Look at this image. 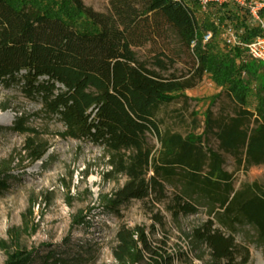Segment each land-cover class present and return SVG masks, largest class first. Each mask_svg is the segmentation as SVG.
Wrapping results in <instances>:
<instances>
[{
    "label": "rangeland",
    "instance_id": "rangeland-1",
    "mask_svg": "<svg viewBox=\"0 0 264 264\" xmlns=\"http://www.w3.org/2000/svg\"><path fill=\"white\" fill-rule=\"evenodd\" d=\"M82 2L99 13L110 11V0ZM197 18L199 29L205 31L200 28L203 15L198 14ZM220 47L214 53L227 52ZM129 52L132 74L142 85L156 86L169 94L173 85L193 78L190 52L169 28L163 29L161 37L130 48ZM242 57L255 66L258 77L253 79L244 72L241 76L250 89L244 108L205 74L199 84L184 90L178 100L160 105L156 119L142 118L144 112L138 106L137 113L130 112V117L112 104L105 108L108 113L88 109V123L102 117L103 124L112 126L111 132L126 138L125 144L111 139L107 131L95 134L82 125L61 136L67 131L63 122L42 111L39 100L24 97L20 76L8 85L0 83V115H14L9 126L0 124V166L13 160L10 173L14 176L9 189L0 193V264H5L8 254L16 250L32 251L33 264H51L54 258H47L50 252L62 264H117L112 252L122 226L144 229L153 249L173 258L169 264H264V240L259 239L257 229L244 220L231 228L217 224L215 217L222 210L204 193L189 190L183 169L173 168L172 173L159 176L162 189L152 191L142 201L131 200L115 211L104 210L101 205L102 197L111 196L127 181L124 174L112 172L111 157L116 161L121 155L127 165L132 163L147 178L152 176L150 167L158 162L160 151L158 132L177 133L183 138L202 137L208 159L201 178L210 170L212 153L218 156L234 192L254 185L264 190V160L248 168L244 164L245 146L233 140L249 137L263 123L257 120L256 105L264 99V92L259 89V79L264 80V64ZM125 86L133 87L132 81L117 87V93L112 92L116 96L114 102L122 99L119 94ZM16 118H21L29 131H8ZM27 139L38 149H46L41 160L21 158ZM180 199L190 200L197 213L178 215ZM79 214L85 223L77 226L73 220ZM158 219L162 221L159 224ZM212 219L214 228L234 239L230 260L215 261L207 245L193 239V231ZM144 257L143 264L149 263L150 257Z\"/></svg>",
    "mask_w": 264,
    "mask_h": 264
},
{
    "label": "trees",
    "instance_id": "trees-1",
    "mask_svg": "<svg viewBox=\"0 0 264 264\" xmlns=\"http://www.w3.org/2000/svg\"><path fill=\"white\" fill-rule=\"evenodd\" d=\"M109 8L108 14H103L84 6L82 0H0V83L8 85L20 76L24 97L39 100L42 111L57 116L63 122L67 131L61 136L82 125L95 134L107 131L111 139L123 141L122 144L126 143V138L111 132L112 126L103 124L102 117L88 123V109L93 108L100 113L101 110L107 111L105 108L112 104L130 117V112L137 113L138 106V110L144 112L142 118L156 119L160 105L178 100L184 90L194 88L205 74L217 86L224 88L236 104L243 108L247 106L250 89L241 76L244 72V75L258 79L257 70L244 62L238 52L214 53L219 48L216 41L220 34L208 17L203 19L200 28L213 31L215 39L202 44L199 35L191 50L190 44L197 37L199 25L187 6L172 0H110ZM259 16L264 20V9ZM164 28L171 29L189 50L194 74L192 80L173 85L169 94L156 86L148 87L137 82L129 66L130 48L161 37ZM250 33V37L261 34L257 28ZM131 81L133 87L125 86V91L119 94L122 99L114 102L116 96L112 92L117 93V87ZM259 89L264 92L262 79H259ZM256 106L257 120L263 123L249 137L233 138L245 146L244 164L248 168L264 160V99ZM7 130L20 134L29 131L21 118H16ZM157 135L159 157L158 162L150 167L152 176L149 178L134 164L127 165L121 155L116 161L111 157L109 166L112 172L124 174L127 181L111 196L101 198L104 210L115 211L131 200H144L152 191L156 193L158 188L162 189L159 176L180 168L187 175L189 190L204 193L222 210L215 217L217 224L231 228L244 220L253 225L259 239L264 240L263 189L254 185L234 192L218 156L212 153L210 170L201 178L208 159L202 137L188 135L183 138L169 132H158ZM24 143L22 159L37 162L43 158L46 149H38L31 139ZM12 163L13 160L0 166V193L9 189V181L14 178L10 173ZM176 212L183 216L197 213L190 200L182 199ZM161 222V219L156 221L157 224ZM73 223L83 225L85 218L79 214ZM214 227L213 219L208 220L203 227L193 231V239L206 244L215 261L230 260L234 239ZM116 243L112 256L117 264H143L146 254L150 257L147 264H169L173 260L171 256L153 249L142 228L120 227ZM52 257L56 259L58 256L50 252L47 258ZM54 259L53 264H62ZM33 260L32 251L16 250L8 254L5 264H33Z\"/></svg>",
    "mask_w": 264,
    "mask_h": 264
},
{
    "label": "built area",
    "instance_id": "built-area-1",
    "mask_svg": "<svg viewBox=\"0 0 264 264\" xmlns=\"http://www.w3.org/2000/svg\"><path fill=\"white\" fill-rule=\"evenodd\" d=\"M183 4L193 13L199 25L197 15L208 17L220 36L217 44L226 51L238 52L250 62L264 64V20L260 11L264 9V0H172ZM259 29V35L250 37L251 30ZM201 36L202 44L211 43L215 37L213 31L198 29L197 37L191 42L193 50Z\"/></svg>",
    "mask_w": 264,
    "mask_h": 264
},
{
    "label": "bare ground",
    "instance_id": "bare-ground-1",
    "mask_svg": "<svg viewBox=\"0 0 264 264\" xmlns=\"http://www.w3.org/2000/svg\"><path fill=\"white\" fill-rule=\"evenodd\" d=\"M14 115L9 113H5L4 115H0V124L4 126H9L13 121Z\"/></svg>",
    "mask_w": 264,
    "mask_h": 264
}]
</instances>
